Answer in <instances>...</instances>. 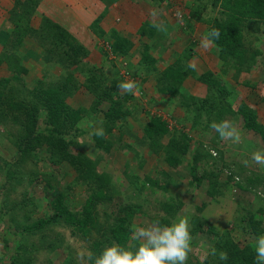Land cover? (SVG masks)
<instances>
[{"label": "rangeland", "instance_id": "obj_1", "mask_svg": "<svg viewBox=\"0 0 264 264\" xmlns=\"http://www.w3.org/2000/svg\"><path fill=\"white\" fill-rule=\"evenodd\" d=\"M211 1L128 0L118 6L119 14L111 13L112 17L109 18L113 7L105 11L102 0H87L88 6L85 8H88L90 16H84L83 20L89 21L88 29L77 36L85 51L78 58H66L64 64L46 62L42 48L31 39L21 49L23 65L28 70L24 76L23 91L37 86L41 81L47 86L63 84V87L75 90L67 98V103L78 111L76 127L82 133L75 136L73 151L84 152L92 161L98 159V171L111 176L118 190L111 204H95V213L99 215L103 227L111 224L107 216L116 212L121 204L142 210L131 218V229L159 223L155 217L164 215L165 211L161 214L157 211L161 205L169 204L176 209L171 222L182 216L189 219L192 241L185 263L193 264H202L210 249L206 242L207 235H192L194 215L200 214L219 232H228L235 241L247 244L255 243L256 237H250L242 229L243 213L258 210V204L264 209V203L260 201H264V163L252 158L254 153L264 155L261 135L245 129L242 117L233 115L230 110L221 119L222 123H228L230 129H235L232 137L222 138L212 126L217 123L205 117L199 124L193 125L191 114L180 105L181 95L160 91V75L142 59L145 55L151 61L156 59L155 68L162 73L186 47H193L191 66L199 74L212 71L230 91L231 109L237 111L241 104H248L256 110L258 121L264 126V27L256 31L252 24H248L244 30L246 48L251 52H259V55L257 65L250 72L242 73L236 81L231 76L232 72L228 75L223 73L218 50L207 39L208 26L190 18L191 11L196 10L200 2L207 6L202 11L205 20L221 16L220 7L213 8ZM68 3L64 2L62 6L59 1L42 0L31 24L40 27L46 16L71 31L75 17L69 16L70 12L63 9ZM9 8L13 7L0 4V30L10 27L7 24ZM147 22L155 26L153 38L140 35L141 26ZM94 24L104 30L105 36H99L95 30H91L90 26L95 27ZM114 32L133 43L129 56L112 54L109 39ZM205 43H208L207 47ZM144 45L149 46L148 51ZM9 76L7 65L4 64L0 67V78ZM124 83L133 85L131 91L120 87ZM183 87L184 95L200 98L206 95V87L191 78L184 82ZM112 100L119 103L118 108L121 109L120 119L116 117L114 126L108 120L114 103ZM44 115L42 109L41 120ZM154 116L165 119L169 125L170 135L165 137L163 144H169L176 132L190 139L186 155L174 166L166 162V154L152 153L149 146L142 143L143 127ZM23 125L20 123V129ZM18 129L9 123L0 125V157L3 160L15 161L17 158V146L12 141V134L7 132L15 133ZM108 129L111 130L109 134ZM100 131L102 135L97 134ZM19 134L22 135V131ZM99 136L112 142L108 152L96 147ZM197 153L202 159L198 168L193 170L191 163ZM44 156L41 155L39 159H44ZM33 162L32 159L22 164L20 162L19 168L30 172ZM37 169L40 176L33 183L26 179L9 189L1 188L4 178L0 169V264H12L14 259L18 263L31 259V264H95V258L103 249L116 244H105L101 247V253L96 255L94 243L100 239L101 231L94 230L89 236H84L61 222L32 234L24 232V228L35 220L49 216V204L57 193L66 190L71 207L75 210L80 209L87 198L84 185H73L68 190L76 177V172L69 164L64 163L55 168L53 183L58 187L53 195L46 193L42 180L43 172H52L50 163L39 161ZM195 175H204L200 185L194 182ZM237 180L243 187L241 190L234 186ZM212 182H216V194L212 192ZM1 209L4 210L2 213ZM22 246L26 251L21 250ZM138 246L139 242L132 238L131 231L130 240L123 247L135 249ZM89 256L93 259H88Z\"/></svg>", "mask_w": 264, "mask_h": 264}, {"label": "trees", "instance_id": "obj_2", "mask_svg": "<svg viewBox=\"0 0 264 264\" xmlns=\"http://www.w3.org/2000/svg\"><path fill=\"white\" fill-rule=\"evenodd\" d=\"M41 1L16 0L13 8L9 10L10 15L7 24L10 27L1 29L0 33V40H3H1L3 43L0 52V67L6 64L10 73L9 77L0 78V125L9 123L11 127L19 128L15 133H13L14 129L7 132L12 134V141L17 146L18 155H16L15 161L3 160L0 157V169L4 178V184L1 185V188H14L26 179L33 183L40 176L37 169L38 162L43 161L50 163V170L52 171L51 173H42L45 191L48 194H55L58 187L53 183L56 174L55 168L64 163L69 164L76 172V177L72 184L68 186V190H71L73 185H84L85 193H87L84 205L78 210L73 209L67 191L59 192L49 204L51 210L49 216L35 220L24 228V232L32 234L61 222L84 236H89L94 230L101 231L100 239L94 243L97 255L101 253V247L105 244L112 245L115 242L121 246L125 245L130 240L132 231L131 218L136 212L142 210L136 207L133 208L128 204H121L116 212L107 213V217L112 222L103 227L99 215L95 213V204L99 202L111 204L117 196L118 190L114 187L111 176L98 171V159L92 161L84 152L77 151L75 153L73 151V147L76 145L75 136L79 135L81 131L76 127L79 121L78 111L73 110L68 105L67 98L75 90L71 87H63V84L47 86L41 81L37 86L28 87L23 91L24 76L28 70L23 65L21 49L28 39L33 40L42 48L46 62L64 64L66 58L71 57L75 60L85 51L84 45L80 43L77 36L65 26L55 23L50 18L44 16L38 28L31 24L32 17ZM211 5L213 8L220 7L221 16L205 20L202 11L207 6L200 2L198 8L191 11L190 18L208 26L207 39L218 50L223 73L228 75L232 72V78L237 81L242 73L250 72L257 65L259 52H251L246 48L244 30L248 27V24H252L256 31L264 27V0H212ZM94 25L96 26H90L91 30H95L99 36H105L104 30L99 25ZM148 25L151 27H147ZM214 30L219 33L217 38L211 37ZM139 32L141 37L153 38L155 26L148 22L143 23ZM113 34V39L112 37L109 39L112 54L120 57L129 56L133 43L117 32ZM144 47L146 51L149 50L148 45H144ZM193 56V47H186L178 55L176 61L162 73L155 68L156 59L151 61L148 55H145L142 59L149 63V66L154 67L155 72L160 75L159 82H161L162 87L160 91H163V93L170 92L172 95H181L180 105L191 114L190 118L194 121L193 125L199 124L204 117L210 122H215L218 125L222 124L221 117L226 111L230 110L233 115L242 117L245 129L260 134L264 140V126L258 121L256 110L245 103L241 104L237 111L232 110L229 103L230 91L226 85L216 78L212 71L199 74L190 64ZM190 78L206 87L205 97L200 98L191 94H182L184 82ZM112 104L111 115L109 114L108 120L114 126L115 120L120 119L118 116L121 115V109L118 108L119 103L114 102ZM42 109H44L45 115L44 119L41 120L40 112ZM42 122L44 126L41 127ZM20 123L25 124L22 129H20ZM20 131H22V135L19 134ZM110 132L111 130L108 129V134ZM176 134L180 135L176 136ZM167 135H170L167 121L154 116L143 127L142 143L149 146L152 153L157 155L166 154V162L174 166L186 155L190 139L185 134L176 132L169 144L165 145L163 140ZM67 136H70V138L67 139ZM96 147L108 152L112 147V142L99 136L96 140ZM43 154L45 155L44 159H39ZM29 159L34 161L31 163L32 170L27 172L26 169L25 171L23 169L22 171L19 168L20 162L22 164V162L25 163ZM201 159L200 154H195L193 163H191L193 170L198 168ZM203 179L204 175L200 177L195 175L193 180L200 185ZM235 182L236 185L234 186L241 190L243 187L240 180ZM215 183L212 182L211 187L214 194L217 191ZM155 185L160 188L158 184ZM260 201L264 203L262 199ZM161 206L157 213L160 212L159 214H161L162 211H165V214L157 216L155 219L160 225H167L171 222L176 209L174 210L171 205L166 203ZM258 206V210H247V213H243L242 216L244 218L242 229L248 232L247 234L250 237L264 234V209L261 204H258ZM13 208H15V205ZM3 211L1 209V213ZM192 221L194 222L192 235L197 237L205 234L207 235L206 242L209 243L210 249L202 264H256L254 243L244 244L235 241L230 233L219 232L200 214L194 215ZM213 248L217 252L215 256L211 255ZM22 249L26 251L24 246L21 247ZM220 251L227 253L228 259L226 261L219 260ZM14 261L15 259L12 264H31V259L19 261V263ZM185 264L193 263L188 262Z\"/></svg>", "mask_w": 264, "mask_h": 264}, {"label": "clouds", "instance_id": "obj_3", "mask_svg": "<svg viewBox=\"0 0 264 264\" xmlns=\"http://www.w3.org/2000/svg\"><path fill=\"white\" fill-rule=\"evenodd\" d=\"M219 33L213 31L211 37L217 38ZM205 47L208 43L204 44ZM122 89L131 91V83L121 84ZM222 138L232 137L235 129H230L225 121L222 124L212 125ZM102 135V131L97 133ZM239 139L238 136L235 137ZM215 155V153H213ZM253 160L264 163V155L253 154ZM132 238L139 242L135 249H129L117 244L103 249L95 258V264H185L188 253L191 251V232L188 217L182 216L167 224L159 223L149 226H134ZM256 264H264V234L258 235L254 243ZM211 255H217L216 249H212ZM88 259H93L91 256ZM228 255L224 251L219 252V260L226 261Z\"/></svg>", "mask_w": 264, "mask_h": 264}, {"label": "crops", "instance_id": "obj_4", "mask_svg": "<svg viewBox=\"0 0 264 264\" xmlns=\"http://www.w3.org/2000/svg\"><path fill=\"white\" fill-rule=\"evenodd\" d=\"M47 1H59V3L62 5L64 2H69L68 6L65 5L66 7L63 9H66L67 11L70 12L69 16H74L75 19L73 21L74 24H72L71 31L75 36H80L81 32H85L88 28L87 25L89 24L88 20H83L84 16L89 17L90 15L88 14V8L86 9L85 6H88L87 0H47ZM103 1V7L105 11H108V8H112L111 12L109 13L108 17H112V14H119L118 12V6L124 3H127L128 0H102ZM15 0H0V4L5 5V6H14ZM57 3V2H56ZM112 3V4H111ZM64 6V5H62ZM44 6H42L43 8ZM11 9V8H9ZM87 10V13L85 12ZM76 17H80L79 19ZM105 21V19H104ZM68 28V27H66ZM69 29V28H68ZM1 33V30H0ZM2 40V39H1ZM0 40V47H2V41Z\"/></svg>", "mask_w": 264, "mask_h": 264}]
</instances>
